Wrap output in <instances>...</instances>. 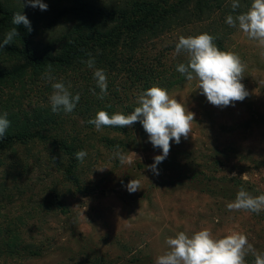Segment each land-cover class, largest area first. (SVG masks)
Masks as SVG:
<instances>
[{
  "label": "rangeland",
  "instance_id": "rangeland-1",
  "mask_svg": "<svg viewBox=\"0 0 264 264\" xmlns=\"http://www.w3.org/2000/svg\"><path fill=\"white\" fill-rule=\"evenodd\" d=\"M250 4L240 0L232 15ZM63 24L45 28L38 39L57 35ZM181 31L158 46L178 41ZM223 32L221 50H234L247 65L241 83L249 94L243 101L215 106L197 89L196 80L170 90L194 113V121L187 138L181 137L179 144L170 141L169 155L157 166L159 175L146 166L162 150L153 147L139 121L126 130L97 131L87 125L80 102L65 113L64 122L46 127L49 136L68 139L87 152L82 163L74 160L79 184L65 175L71 159L51 140L19 143L0 152V264H86L97 257L105 264H156L167 251L168 237L179 231L191 235L202 227L217 236L242 232L264 253V211H230L227 203L236 194L212 190L215 177L236 173L250 182L243 187L252 195L264 194V48L238 27ZM52 70L57 81L71 85L73 95L80 93L86 100L84 88L93 68ZM43 75L2 84L0 99L9 101L14 111L51 108L53 89ZM118 151L132 156L133 163L121 164ZM202 170L211 179L203 180ZM131 179L140 180L141 189L130 193L126 185ZM33 251L41 255L32 256ZM246 260L252 264L254 257Z\"/></svg>",
  "mask_w": 264,
  "mask_h": 264
},
{
  "label": "trees",
  "instance_id": "trees-1",
  "mask_svg": "<svg viewBox=\"0 0 264 264\" xmlns=\"http://www.w3.org/2000/svg\"><path fill=\"white\" fill-rule=\"evenodd\" d=\"M48 9L32 10L21 7L22 0H0V41L12 28L13 14L23 11L31 23V31L18 26L20 35L10 45L0 48V86L28 76L45 73L49 64L52 69L75 70L87 65L90 57L95 67L107 74L108 94L101 99L100 89L93 74L88 76L84 98H80L82 111L86 112L87 125L99 110L109 115L117 112L131 113L137 104L138 95L147 88L158 85L169 92L186 78L177 71L180 63H187L186 53L174 55L175 45L159 47L161 40L177 30L182 36H195L207 32L215 37V43L223 49L224 30L230 26L225 22L234 13L232 0H43ZM31 8V9H30ZM50 10V13L49 11ZM44 22V24H43ZM60 23L65 27L57 35L38 39L45 28H54ZM46 24V25H45ZM222 27V28H221ZM45 33V30H44ZM228 34V33H227ZM94 72V71H93ZM97 95L92 96L93 91ZM92 96V97H91ZM95 112V113H94ZM7 113L10 126L0 140V152L15 144L51 140L55 148L71 159L65 175L79 184L75 175L77 144L68 139L49 136L47 125L64 122L65 113H53L51 108L37 107L29 112L14 111L10 102L0 99V115ZM111 127L119 130L123 128ZM4 162L0 160V167ZM207 165V164H206ZM209 164L206 169H210ZM203 173V174H202ZM203 180L211 179L202 170ZM213 191L218 187L224 194H237L243 185L250 182L240 177H215ZM210 181H208L209 183ZM226 187V188H225ZM8 247L13 246L8 242ZM13 251V247L10 252ZM41 253L33 251L32 256ZM88 264H105L103 258L88 259ZM86 263V264H87Z\"/></svg>",
  "mask_w": 264,
  "mask_h": 264
},
{
  "label": "clouds",
  "instance_id": "clouds-1",
  "mask_svg": "<svg viewBox=\"0 0 264 264\" xmlns=\"http://www.w3.org/2000/svg\"><path fill=\"white\" fill-rule=\"evenodd\" d=\"M26 5L39 7L41 10H47L48 7L43 0H22V9ZM231 7L234 12L239 9L240 0H232ZM225 22L231 27H238L249 40L256 41L259 47L264 48V0H251L246 11L235 15L229 14ZM12 24L16 27H12L5 34L4 39L0 41V48L12 44L20 35L19 25L23 24L31 31V23L23 11L13 14ZM181 53H186L187 63L178 64L177 71L187 81L196 80L197 89H200L211 104L228 106L235 101H243L248 96L249 93L241 83L247 65L234 50H221L215 43L213 35L203 32L195 36H180L175 45L174 55ZM89 57L85 63L94 69L93 76L100 89L99 97L103 99L108 94L107 74L104 69L95 67L96 62L91 54ZM52 71L49 64L42 77L51 83L53 89L49 98L51 110L53 113L61 110L64 113H71L80 100V93L73 95L70 91L71 85L66 86L62 81H57ZM91 91L96 95L94 90ZM137 104L138 106L129 114L117 112L109 115L106 110H99L95 118L90 119L88 123L100 131L104 126L131 127L139 121L153 147L162 150L161 154L154 157V162L146 166L155 175H159L157 166L169 155L170 141L179 144L181 137L187 138L191 133L194 113L185 103L158 85L141 92L137 97ZM9 126L7 113L0 115V140L5 137ZM75 155L82 163L87 152L80 150ZM116 156L121 164L133 163V157L130 155L118 151ZM235 175L236 173H232V176ZM126 188L130 193L135 192L141 189V181L131 179ZM227 209L259 214L264 211V194L254 196L242 186L235 199L227 203ZM83 216L85 217L84 214ZM165 243L167 251L156 258V264H247L246 257L249 255L254 257L252 264H264V253L257 252L249 243L247 236L238 231H229L217 236L213 234L211 228L202 227L191 235L179 231L168 237Z\"/></svg>",
  "mask_w": 264,
  "mask_h": 264
}]
</instances>
